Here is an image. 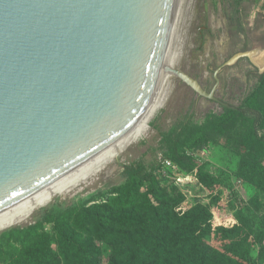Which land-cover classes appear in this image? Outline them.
Returning <instances> with one entry per match:
<instances>
[{
  "label": "water",
  "instance_id": "obj_1",
  "mask_svg": "<svg viewBox=\"0 0 264 264\" xmlns=\"http://www.w3.org/2000/svg\"><path fill=\"white\" fill-rule=\"evenodd\" d=\"M192 5L0 0V221L143 129L174 75L234 108L177 67Z\"/></svg>",
  "mask_w": 264,
  "mask_h": 264
},
{
  "label": "rangeland",
  "instance_id": "obj_2",
  "mask_svg": "<svg viewBox=\"0 0 264 264\" xmlns=\"http://www.w3.org/2000/svg\"><path fill=\"white\" fill-rule=\"evenodd\" d=\"M263 3L251 5L249 13L245 0L240 3L236 0L195 2V18L187 31L189 48L177 67L197 80L205 91L215 88L214 96L233 106L232 112H225L221 103L200 96L175 77L174 91L165 107L151 120L148 135L130 144L92 180L66 194L56 195L28 218L3 228L0 233L32 223L53 203L61 209L124 183L126 179L121 176L124 165L139 160L149 165L159 158L169 157L176 144L182 145L179 155H187L190 163L171 158L172 166L166 173L171 177L168 182L160 181L157 170L150 169L154 166L151 165L152 185L150 181L137 180L132 182L131 190L150 193L153 186L169 194L177 187L184 195L180 202L182 212L193 209L197 200H201L209 208L215 225L239 227L236 233L214 232L208 242L221 251L223 245L240 246L236 264H239L237 258L242 264L257 261L254 236L264 231V128L253 133V117L243 114L242 109L248 107L264 112V65L253 59L254 54L264 53V47L242 49L261 43ZM184 140L188 141L186 145L182 143ZM197 171L210 175L212 184L196 183L191 174ZM239 216L245 218L244 224L252 221V237L238 224ZM110 256V245L102 244L104 264H108Z\"/></svg>",
  "mask_w": 264,
  "mask_h": 264
},
{
  "label": "trees",
  "instance_id": "obj_3",
  "mask_svg": "<svg viewBox=\"0 0 264 264\" xmlns=\"http://www.w3.org/2000/svg\"><path fill=\"white\" fill-rule=\"evenodd\" d=\"M245 1L250 13L251 5L260 0ZM260 40L261 43L255 45L264 47V33ZM250 47L247 45L242 51ZM222 108L225 112L234 110L224 105ZM252 109L243 108L242 113L253 117L251 130L256 134L264 128V112ZM182 143L186 145L188 141ZM181 151L182 145L174 144L169 157L159 158L149 165L143 160L124 165L121 171L126 179L124 183L61 209L53 203L32 223L3 231L0 233V264H104V243L111 247L108 264H236L240 246L223 245L221 251L208 242V237L214 232L236 233L239 227L215 225L209 208L201 200H197L193 209L182 212L180 202L184 195L174 185L176 189L169 194L153 186L150 193L131 190L132 182L137 180L150 181L152 185L151 165L155 166L150 169L157 170L158 179L168 182L171 177L163 173L164 159L180 158L190 163L187 155H179ZM191 176L196 183L210 185L213 182L203 171ZM244 219L239 216L238 224L252 237V221L244 224ZM254 241L259 257L250 264H262L264 231L254 236ZM238 261L237 258V263L242 264Z\"/></svg>",
  "mask_w": 264,
  "mask_h": 264
},
{
  "label": "bare ground",
  "instance_id": "obj_4",
  "mask_svg": "<svg viewBox=\"0 0 264 264\" xmlns=\"http://www.w3.org/2000/svg\"><path fill=\"white\" fill-rule=\"evenodd\" d=\"M195 2H196V0H193L191 19H190L187 31H188L189 27L191 26V24H192V22H193V20L195 18V10H194ZM187 31H186V34H185V37H184V40H183V43H182V46H181V50H180L177 66H178L179 62L181 61V58L183 57V55L186 52V50L189 48V35H188ZM253 59H255V61L258 64L260 63V64H262V66L264 65V53L254 54ZM175 77L176 76L174 75L172 80H171V82H170V84H169V86H168V88H167V90H166V93H165L161 103L159 104L157 109L154 111V113L152 114V116L150 117V119L148 120V122L146 123V125H145V127L143 129H141L135 135L130 137L124 143L119 145L113 151L108 153L106 156L101 158L99 161L94 163L92 166L87 168L85 171L80 173L78 176L73 178L68 183H66V184L60 186L59 188L49 192L48 194L44 195L43 197L39 198L35 202H33L30 205H28L27 207H25L23 210H21V211L15 213V214L3 219V220H1L0 221V230H2L5 227H8V226L13 225L15 223L17 224L18 222H21V221L25 220L26 218H28L33 213V211L35 209H37L38 207H41L43 205H46L56 195L66 194V193H68L70 191H73V190L77 189L81 184L86 183L88 180H92L94 177H96L98 175V173L100 171H102L105 168H107V166L109 164L113 163L116 158H118L120 155H122L124 153V151L126 149H128L130 144L132 145V143L134 141L140 139L141 137L145 136L146 134L148 135V131L150 129L151 120L153 119V117L162 108L165 107V105L167 104L168 100L170 99V97H171V95H172V93L174 91V87L176 86Z\"/></svg>",
  "mask_w": 264,
  "mask_h": 264
},
{
  "label": "built area",
  "instance_id": "obj_5",
  "mask_svg": "<svg viewBox=\"0 0 264 264\" xmlns=\"http://www.w3.org/2000/svg\"><path fill=\"white\" fill-rule=\"evenodd\" d=\"M172 166V162L169 160V159H164V162H163V170H164V174H166V170L168 168H170Z\"/></svg>",
  "mask_w": 264,
  "mask_h": 264
},
{
  "label": "crops",
  "instance_id": "obj_6",
  "mask_svg": "<svg viewBox=\"0 0 264 264\" xmlns=\"http://www.w3.org/2000/svg\"><path fill=\"white\" fill-rule=\"evenodd\" d=\"M261 1H264V0H260V1H258L257 3H260ZM257 48V47H259V48H261L260 46H257V45H254V46H251L248 50H250V49H252V48ZM247 51V50H246Z\"/></svg>",
  "mask_w": 264,
  "mask_h": 264
}]
</instances>
